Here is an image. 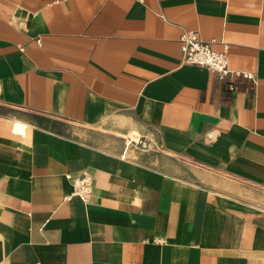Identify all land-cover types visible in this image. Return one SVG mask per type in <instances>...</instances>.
<instances>
[{
	"label": "crops",
	"instance_id": "0c3cea01",
	"mask_svg": "<svg viewBox=\"0 0 264 264\" xmlns=\"http://www.w3.org/2000/svg\"><path fill=\"white\" fill-rule=\"evenodd\" d=\"M0 107V264H264V0H0Z\"/></svg>",
	"mask_w": 264,
	"mask_h": 264
},
{
	"label": "built area",
	"instance_id": "2783aa9c",
	"mask_svg": "<svg viewBox=\"0 0 264 264\" xmlns=\"http://www.w3.org/2000/svg\"><path fill=\"white\" fill-rule=\"evenodd\" d=\"M179 44L181 61L184 64L201 66L214 72L221 80L228 76L233 78L243 77L245 79L253 80V76L250 73L233 71L228 68V45L226 44H224L222 51H214L211 48L210 43L201 40L197 31L183 33L180 37ZM230 87L232 89L233 85L231 84ZM253 87L254 86H252V88ZM127 139V147L134 146L139 150L154 149L150 147L145 138L133 135ZM72 184L73 194L79 196L84 202H86L91 193V176L87 172H83L80 176L73 179Z\"/></svg>",
	"mask_w": 264,
	"mask_h": 264
},
{
	"label": "bare ground",
	"instance_id": "6f19581e",
	"mask_svg": "<svg viewBox=\"0 0 264 264\" xmlns=\"http://www.w3.org/2000/svg\"><path fill=\"white\" fill-rule=\"evenodd\" d=\"M12 131L16 133H23L25 130L26 125L22 122H19L17 120H12L11 122Z\"/></svg>",
	"mask_w": 264,
	"mask_h": 264
},
{
	"label": "rangeland",
	"instance_id": "374dc122",
	"mask_svg": "<svg viewBox=\"0 0 264 264\" xmlns=\"http://www.w3.org/2000/svg\"><path fill=\"white\" fill-rule=\"evenodd\" d=\"M0 115H3V116H6V117H9L7 120V124H10L12 122V120H15L12 118V114H11V110L8 109V108H4V107H0ZM6 117L4 118H0V121L1 120H4ZM2 122V121H1Z\"/></svg>",
	"mask_w": 264,
	"mask_h": 264
}]
</instances>
